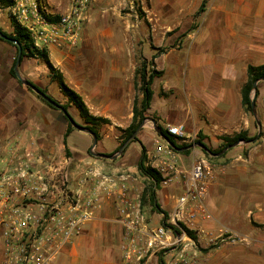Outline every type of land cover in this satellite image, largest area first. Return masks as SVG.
<instances>
[{
    "label": "crops",
    "instance_id": "obj_1",
    "mask_svg": "<svg viewBox=\"0 0 264 264\" xmlns=\"http://www.w3.org/2000/svg\"><path fill=\"white\" fill-rule=\"evenodd\" d=\"M117 1L92 0L77 46L46 51L56 70L61 62L64 83L82 97L89 114L109 121L99 129L95 148L106 155L118 151L114 152L121 138L115 130H124L131 123L135 70L140 61L155 56L152 68L163 76L150 86L152 99L136 140L113 159L88 155L92 138L75 129L64 144L66 128L58 125L60 134L55 136L50 107L30 97L25 89L16 95L2 87L16 48L0 38L4 66L0 73V174L13 175L22 168L45 169L51 157L60 158L67 148L72 154L70 161L78 162H74L77 172L94 170L126 179L148 226L164 227L168 243L179 239L175 246L152 251L140 264H177L180 258L187 264H264V81L257 84L255 99L260 130L253 116L244 111L241 97L247 67L264 64V0H148L142 23L135 25L122 16ZM171 31L188 34L181 47L171 44L159 52L165 33ZM134 33L141 34L142 46ZM19 70L21 76L50 82V75L38 80L40 74L50 71L36 58L24 59ZM176 125L184 126L188 142L201 133L213 148L220 144V137L240 132L253 138L259 135L252 143L209 156L216 167L205 199L210 217L195 221L206 237L169 224L167 217L182 193L178 180L155 191L157 210L150 205L141 207L142 179L147 178L137 167L141 152L144 149L147 166L158 138L155 129L167 131ZM106 140L111 141L110 147L104 146ZM182 141L186 140L176 143ZM195 147L188 154L177 151L185 170L206 157ZM123 238L113 202L102 196L100 208L52 264H124ZM2 259L0 241V264Z\"/></svg>",
    "mask_w": 264,
    "mask_h": 264
},
{
    "label": "built area",
    "instance_id": "obj_2",
    "mask_svg": "<svg viewBox=\"0 0 264 264\" xmlns=\"http://www.w3.org/2000/svg\"><path fill=\"white\" fill-rule=\"evenodd\" d=\"M11 1L12 6L7 8L10 16L31 36L33 47L47 50L77 46L92 0H69L67 10L56 22L48 21V16L56 14L43 0ZM128 1L133 6L135 0ZM167 132L176 141L186 138L183 125L170 126ZM69 165V158L58 163L51 157L45 169L22 168L13 175L0 174L1 264H52L100 208L102 196L112 200L123 227L120 250L124 264H140L152 251L178 244L179 239L167 242L164 227L148 226L139 199L132 196L133 189L126 179L100 175L94 170L72 173ZM147 166L160 174V185L176 180L182 184V193L167 217L169 224L181 231L194 230L208 236L195 226V221L210 217L205 199L215 165L202 157L188 170L183 169L177 151L158 136ZM177 264L187 262L180 258Z\"/></svg>",
    "mask_w": 264,
    "mask_h": 264
},
{
    "label": "trees",
    "instance_id": "obj_3",
    "mask_svg": "<svg viewBox=\"0 0 264 264\" xmlns=\"http://www.w3.org/2000/svg\"><path fill=\"white\" fill-rule=\"evenodd\" d=\"M12 1L11 0H0V6H3L5 8H8L12 6ZM200 11H203V5L200 8ZM48 21L50 22H56L59 19V15H54V16H48ZM11 27H12V32L7 34L0 30L3 35H5L7 38L16 41L22 49L21 53V61L23 58H36L40 60L42 63L46 65V67L50 70L51 77L53 80L57 83V86L62 93V95L66 98L67 104L66 105H61V107L68 113V107L72 106L79 118L84 122V127L88 128L91 130L97 137V141L100 140V134H99V129L102 125L108 124L109 121L107 119L101 118V117H94L89 114V111L84 104L82 97L70 89L63 81L62 75L55 70L51 62L49 61L48 53L46 50H40L35 47H33V42L31 39V36L27 33V31L22 28L12 17H11ZM3 40V39H2ZM6 41V40H5ZM8 43H11L9 41H6ZM12 44V43H11ZM16 48V56H17V46L14 45ZM16 56L13 60L12 67L10 69V73L13 77H15V73L13 70V66L15 64V59ZM155 56L152 57V60L154 59ZM145 63H141L139 67L136 68L135 70V75H134V84L135 86H140L141 94H142V99L140 101L137 100V98L134 99L133 102V108H132V120L130 125L122 130V135L120 136L121 141L119 146L115 149L114 152H116L119 147L128 139L131 137V135L134 133V131L137 129L139 124L144 120L145 118V112L149 108L150 101L152 99V90L150 88L153 79L158 75L161 76V72H154L150 73L147 76L146 70H145ZM264 77V64L260 66H248L247 67V80L245 84L241 88V97H242V107L244 111L249 114H251V97L250 93L252 90V84L255 80L259 78ZM29 89V88H28ZM41 90V89H40ZM43 93L46 94L44 90H41ZM257 94V93H256ZM47 95V94H46ZM38 99H40L44 104H46L48 107H52L50 104L46 103L43 99H41L39 96H36ZM69 115V113H68ZM70 116V115H69ZM63 117L67 121V127L65 130V133L63 135V143H66V138L68 134L74 130L72 125L68 122L67 118L63 115ZM71 117V116H70ZM72 118V117H71ZM74 120V119H73ZM160 132L172 143L175 145L176 148H184L186 147L185 145H178L176 143L175 138L170 135L166 130L160 129ZM262 136V135H260ZM254 138H249L247 136L246 132H241L239 134H236L232 137H220V140L222 141L221 146L217 150H211L208 149L205 144L201 140H196V143H200L204 145L212 154H216L220 152L223 148L234 144L240 140L244 141H249ZM136 140V138H135ZM113 152V153H114ZM185 154L188 153V151L183 152ZM112 154V153H111ZM109 154V155H111ZM145 151L144 149L141 152V157L138 162V170L142 176L147 177L150 180V185L145 187L142 196H141V207L145 208V206H151L152 209L157 210V205L155 204V191L159 188L160 186V181H161V176L160 174L155 171L154 169L148 167L145 165L146 163V156H145ZM208 159H211L207 153L204 154Z\"/></svg>",
    "mask_w": 264,
    "mask_h": 264
},
{
    "label": "rangeland",
    "instance_id": "obj_4",
    "mask_svg": "<svg viewBox=\"0 0 264 264\" xmlns=\"http://www.w3.org/2000/svg\"><path fill=\"white\" fill-rule=\"evenodd\" d=\"M43 2L45 3L46 7L48 8V10L50 12H52L53 14H57V15H61V14L65 13V11L67 10V8L69 6V0H43ZM148 3H149L148 0H135L133 6H131L129 4V1L128 0H119V1L116 2V5L115 6H117V7L120 8V13L122 14L123 17L127 18V21H128V23L130 25H133V24L135 25V24H138V23H142L143 18H144V15H145L146 10H147ZM89 7H91V5H89ZM86 22H87V18H86L84 24ZM97 22L95 21L94 23H97ZM0 30H2L3 32H5L7 34H9V33L12 32L10 13L7 10V8H5L3 6H0ZM187 34H188V32H178V31L177 32L176 31H171V32L165 33L164 47H162L159 50V52H162L164 50L169 49L170 46H171V44H173L172 45L173 48H175L176 46L181 47L182 46V43L185 41V38H186ZM133 35H135V38L139 41L138 46H142V44H143L142 43L143 38H141V34L134 33ZM158 41H159V39H158ZM49 49H47V51H49ZM141 49H143V47L140 48V51H142ZM1 55L2 54H0V57H2ZM24 59H26V58H23L22 61ZM51 59L53 60V57L52 56H51ZM13 60H12V62H9V64H8L9 69H7V71H6L7 72V75L5 77H3V82L5 84L2 87L4 89H7L8 92L14 93L16 95H18L20 93V89H25V90L28 91V95H30V97L37 98L36 97L37 95L33 91H31L30 89H28L27 87H25L23 84H21L20 81L16 78V76L13 77L11 75L10 69L12 67ZM49 61H50V59H49ZM141 63H145V66H146L145 67V70H146L147 76L151 72L152 73H154V72L157 73L158 72V71H155L154 68H152V59L147 60V61H142V62L140 61V63L138 64L137 67H139L141 65ZM4 65H5V63H4ZM6 67H7V65H6ZM53 67H54V65H53ZM57 69L59 71L56 70V68H55V70L60 73V71L62 70L61 62L58 65V68ZM3 71H4V66L2 65V61L0 60V73H2ZM43 75H44V77H46V75L47 76L50 75L49 76L50 77L49 84H44L42 82H38L35 78L33 79L32 77H26V76H21V77L23 79L28 80L29 82H31L33 85H35L39 89L44 90L46 92V94L52 100H54L56 103H58L59 105H66L67 104V100L62 95V93L60 92V90H59V88L57 86V83L51 77V73L48 72L47 74H40V76L38 77V80H41V77H43ZM161 76H163V74H161ZM161 76H158L157 75L155 78L161 77ZM154 79H153V81H154ZM134 81L135 80H133V84H134ZM126 86H127V83H126ZM134 93H135L134 94L135 98H137V100L140 101L142 99V97H141V90H140V86L139 85L138 86H135V84H134ZM250 97H251V93H250ZM38 100L41 101L40 99H38ZM161 102H164V101H161ZM68 113L72 117V119H74V121L77 124L82 125V126L84 125V122L79 118L76 110L72 106H69L68 107ZM250 117H252V115H250ZM50 121L53 123L52 124V127L54 128L53 129V132L55 133V136L58 135V134H60V129H58V125H59V127L60 126H63L64 128L67 127V121L63 117L62 112L59 111L56 108H51L50 107ZM115 131H116L117 135H119V137L122 135V130L121 129L115 130ZM64 133H65V131H64ZM63 135H62V139H63ZM247 136L249 138H253L252 136H249L248 134H247ZM86 137H88V136H86ZM184 140H186V141L185 142L182 141L178 145H185L186 147H188L190 145L196 144V140H201L208 149L217 150L221 146V144H222V141L220 140V144L216 148H213L212 145H210L208 142L205 141V138H204V136L201 133L198 134V135H196L195 137H193V139H191L189 142L187 141L188 139H186V138ZM73 142H75V139H72L71 138L69 140V143L70 144H73ZM244 142H246V141L240 140V142L238 143V145H240V144H242ZM103 144H104L105 147H110L112 145V143H111L110 140H106L105 142H103ZM231 145H233V144H231ZM195 148H198L199 149L200 147H195ZM223 149L220 152H222ZM95 151H96V149H95ZM185 151H188V153H189L190 152V149L185 150ZM185 151H183V152H185ZM202 152L205 154V152L203 150H202ZM220 152H218V153H220ZM218 153H216V154H218ZM63 154L64 155H61V157L58 158V163L61 162L63 158H68V156L72 155L67 148H64ZM87 154L90 155L89 152ZM74 162L76 163V165H78L77 164L78 163L77 161L71 160L70 161V165H69L70 166V170L71 171L73 170L72 173H77V171H78L77 168L78 167L75 166V163ZM72 178H75V177L73 176ZM142 182H143V184H144L145 187L149 186L150 183H151L148 178H143L142 179ZM71 183L73 184V181L72 180H70V184ZM262 258L264 259V255H262Z\"/></svg>",
    "mask_w": 264,
    "mask_h": 264
},
{
    "label": "water",
    "instance_id": "obj_5",
    "mask_svg": "<svg viewBox=\"0 0 264 264\" xmlns=\"http://www.w3.org/2000/svg\"><path fill=\"white\" fill-rule=\"evenodd\" d=\"M0 38L6 41H9L13 44H15L17 46V56L15 59V64L13 66V70L15 73L16 78L20 81L21 84H23L25 87L29 88L31 91H33L37 96H39L41 99H43L46 103L50 104L52 107L58 109L59 111L62 112V114L67 118L68 122L72 125V127L82 133H86L88 135H90V137L92 138V143L91 146L89 148V154L92 155L95 158H103V159H113L114 156H116L117 154H120L124 148L133 140H135L136 138V134L139 132V130L144 126V120L139 124V126L137 127V129L134 131V133L131 135L130 138H128L118 149L117 153L115 155H106L103 153H98L95 151L96 145H97V137L96 135L89 130L88 128L77 124L69 115L68 113L61 107V105H59L58 103H56L54 100H52L48 95H46L45 93H43L38 87H36L35 85H33L31 82H29L26 79H23L20 75L19 72V65L21 63V53H22V49L21 46L14 40H11L9 38H7L5 35L2 34V32H0ZM260 81H264V77L263 78H259L257 80H255L252 84V90H251V114L255 120V123L258 127V129H261V123L260 120L258 118L257 112H256V106H255V99H256V93H257V84ZM157 135L159 137H161L162 139H164L173 149H175L176 151H180L183 152L185 150L190 149L193 146L196 147H200L205 153H207L210 157H217L219 155H222L226 150L233 148L235 146L238 145V142L234 143L233 145L227 146L226 148L223 149L222 152L218 153V154H212L210 153V151L202 144L200 143H196L194 145L188 146V147H184V148H176L174 144H172L158 129H155ZM259 137L256 136L254 139L246 141V143H252L254 142L257 138Z\"/></svg>",
    "mask_w": 264,
    "mask_h": 264
}]
</instances>
